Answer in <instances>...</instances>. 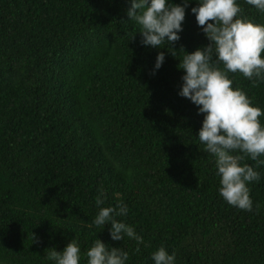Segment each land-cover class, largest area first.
I'll return each instance as SVG.
<instances>
[{
  "label": "trees",
  "instance_id": "obj_1",
  "mask_svg": "<svg viewBox=\"0 0 264 264\" xmlns=\"http://www.w3.org/2000/svg\"><path fill=\"white\" fill-rule=\"evenodd\" d=\"M194 6L180 39L154 48L140 43L130 0H0V264H53L46 249L73 238L79 264L96 238L128 251L126 264H154L160 246L175 264H264V164L241 162L261 173L249 185L253 210L228 204L197 137L203 114L178 95L184 50L209 43ZM229 77L264 109V81ZM100 189V207L127 204L117 219L142 241L91 224Z\"/></svg>",
  "mask_w": 264,
  "mask_h": 264
},
{
  "label": "clouds",
  "instance_id": "obj_2",
  "mask_svg": "<svg viewBox=\"0 0 264 264\" xmlns=\"http://www.w3.org/2000/svg\"><path fill=\"white\" fill-rule=\"evenodd\" d=\"M264 13V0H246ZM191 0L176 4L172 0H130L127 10L130 20L139 26L140 43L144 46L163 48L180 39L185 19V9ZM195 19L209 43L185 54L178 68L183 70L182 85L178 95L188 98L203 114L202 126L197 137L204 151L214 159L219 177V194L230 205L246 211L253 210L249 185L261 179V173L248 163H241L245 156L264 164V124L258 119L264 109L253 105L251 98L239 87H233L229 73L239 71L253 85L264 81V24L256 23L241 15L237 0H196L191 8ZM173 55L174 52H172ZM165 60V52L157 53L153 74ZM220 65L223 67L221 68ZM106 198L103 189L95 198L99 209L92 225H110L112 240L124 236L142 241L134 227L118 220L126 216L127 204L118 201L115 206L100 207ZM259 205H257V208ZM91 226V225H90ZM50 249V250H49ZM46 249V257L53 264H79L81 250L73 238L62 251ZM86 264H126L129 252L122 247H109L96 238L84 253ZM154 264H175V252L160 246L151 253Z\"/></svg>",
  "mask_w": 264,
  "mask_h": 264
}]
</instances>
